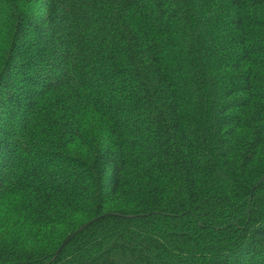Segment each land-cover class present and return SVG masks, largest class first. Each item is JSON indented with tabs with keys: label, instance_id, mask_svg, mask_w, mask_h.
Returning <instances> with one entry per match:
<instances>
[{
	"label": "trees",
	"instance_id": "1",
	"mask_svg": "<svg viewBox=\"0 0 264 264\" xmlns=\"http://www.w3.org/2000/svg\"><path fill=\"white\" fill-rule=\"evenodd\" d=\"M0 264H264V0H0Z\"/></svg>",
	"mask_w": 264,
	"mask_h": 264
},
{
	"label": "rangeland",
	"instance_id": "2",
	"mask_svg": "<svg viewBox=\"0 0 264 264\" xmlns=\"http://www.w3.org/2000/svg\"><path fill=\"white\" fill-rule=\"evenodd\" d=\"M1 93L3 94V91L1 90Z\"/></svg>",
	"mask_w": 264,
	"mask_h": 264
}]
</instances>
